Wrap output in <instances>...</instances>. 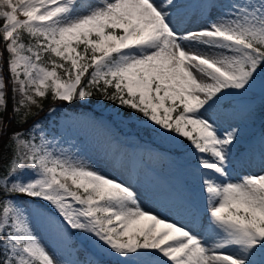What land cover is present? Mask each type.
I'll list each match as a JSON object with an SVG mask.
<instances>
[{
	"label": "snow or ice",
	"instance_id": "6c2138e0",
	"mask_svg": "<svg viewBox=\"0 0 264 264\" xmlns=\"http://www.w3.org/2000/svg\"><path fill=\"white\" fill-rule=\"evenodd\" d=\"M208 4L193 28L185 0H0V264H63L34 226L81 234L90 247L76 264H264V174L230 177L239 129L213 119L264 77V0ZM9 86L20 126L49 93L142 116L193 161L203 214L180 192L186 223L146 211L131 186L55 154L39 122L3 141Z\"/></svg>",
	"mask_w": 264,
	"mask_h": 264
},
{
	"label": "rangeland",
	"instance_id": "374dc122",
	"mask_svg": "<svg viewBox=\"0 0 264 264\" xmlns=\"http://www.w3.org/2000/svg\"><path fill=\"white\" fill-rule=\"evenodd\" d=\"M185 2L189 5L185 11L193 18L192 27L195 28L199 20L208 14V0ZM19 18L24 19L23 16ZM27 41L26 35L25 42ZM3 75L5 77L4 72ZM263 97L264 77H258L253 89L247 93L229 96V107L220 110L213 117L221 131L230 127L239 129V138L233 145L229 167L233 180L245 174H264L263 119L255 111L257 103ZM34 110L36 108L32 109ZM88 113L61 117L54 113L48 123L38 120L36 122L43 126L47 138L53 141L51 147L55 154L89 163L104 175L131 186L146 211L183 223L178 217L172 216L175 201L169 198L171 193L180 192L203 214L205 198L194 174L193 161L190 157L178 156L176 142L171 136L157 135L154 126L142 116L127 119L126 109L109 101L98 102ZM120 121L136 122L149 129L150 138L155 140V144L140 140L136 133L123 123L120 124ZM35 135L39 142V132ZM171 149H175L176 153ZM121 177L127 180L123 181ZM194 194L198 200H195ZM24 199L20 197L19 201ZM34 227L40 241L63 264H76L81 261L77 258L72 236L76 237L80 249L83 246L86 251L90 247L79 233L55 235L39 226ZM105 259L109 260V264H117L115 257Z\"/></svg>",
	"mask_w": 264,
	"mask_h": 264
},
{
	"label": "trees",
	"instance_id": "16d2710c",
	"mask_svg": "<svg viewBox=\"0 0 264 264\" xmlns=\"http://www.w3.org/2000/svg\"><path fill=\"white\" fill-rule=\"evenodd\" d=\"M3 26V20L0 19V27ZM26 36V35H25ZM3 43H0V50H3ZM7 54L5 53V57ZM3 70L5 73V82L6 84L8 83L7 77H8V69H7V64L4 63L3 65ZM12 97V92L11 88L7 89V110L2 113L3 119L5 121V124L7 125V132L3 136V141L8 140V133H12L15 131H26L30 129L34 123L39 120L44 123H48L50 120V113L54 114L53 112H50V108H55L58 107L60 108V111L56 112L58 116H61L62 114H79L82 113L81 107L84 106V104L81 101H75L73 103H68V102H61V101H56L55 103L52 101L51 94L49 93L47 99H43L42 105H43V111L39 113V115L35 116L33 119H30L27 124H23L22 126L18 125L15 120H11L10 117L12 115V110H13V100L11 99ZM102 99H98L96 96L90 98V104H94ZM37 111V109L35 110ZM34 111V112H35ZM255 111L258 115L261 117H264V97L258 102L256 105ZM131 128L133 130H137V132L140 135H147L146 128L143 129L142 127H138L136 124L131 123L130 124ZM148 137V135H147ZM10 156V153L7 152V150H2L0 149V174H4L6 171V165L8 163V157ZM73 246L75 248L78 247V242L74 237V242ZM76 254L79 260H83L85 258V252L81 250L80 248L76 249Z\"/></svg>",
	"mask_w": 264,
	"mask_h": 264
},
{
	"label": "bare ground",
	"instance_id": "6f19581e",
	"mask_svg": "<svg viewBox=\"0 0 264 264\" xmlns=\"http://www.w3.org/2000/svg\"><path fill=\"white\" fill-rule=\"evenodd\" d=\"M130 171H134V170L133 169H130ZM124 178H125V176H124ZM122 180L123 181H126L127 179H123L122 178ZM171 194H173V193H171ZM193 196H195V200H198V197L196 196V194H194ZM169 198H172V195H170ZM172 209H173V212H172V216L173 217H176V218L178 217L183 223H186L187 222V217L182 212H178L176 210V208H172Z\"/></svg>",
	"mask_w": 264,
	"mask_h": 264
}]
</instances>
